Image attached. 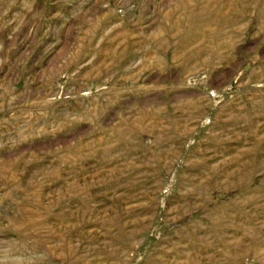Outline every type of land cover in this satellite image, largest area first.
I'll return each instance as SVG.
<instances>
[{
	"label": "rangeland",
	"instance_id": "rangeland-1",
	"mask_svg": "<svg viewBox=\"0 0 264 264\" xmlns=\"http://www.w3.org/2000/svg\"><path fill=\"white\" fill-rule=\"evenodd\" d=\"M0 264H264V0H0Z\"/></svg>",
	"mask_w": 264,
	"mask_h": 264
}]
</instances>
